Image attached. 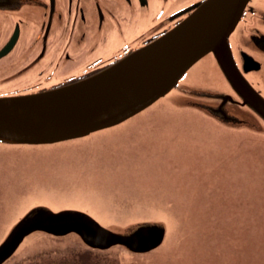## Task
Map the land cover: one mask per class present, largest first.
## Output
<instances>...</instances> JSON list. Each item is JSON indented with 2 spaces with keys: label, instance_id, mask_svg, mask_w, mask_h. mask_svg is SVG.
Masks as SVG:
<instances>
[{
  "label": "rangeland",
  "instance_id": "obj_1",
  "mask_svg": "<svg viewBox=\"0 0 264 264\" xmlns=\"http://www.w3.org/2000/svg\"><path fill=\"white\" fill-rule=\"evenodd\" d=\"M253 78L264 93V72ZM182 82L226 89L212 56ZM185 101L175 90L78 141L0 144V243L19 218L46 205L85 211L117 230L163 221L162 247L97 251L76 235L35 233L5 264H264V134L221 125Z\"/></svg>",
  "mask_w": 264,
  "mask_h": 264
},
{
  "label": "water",
  "instance_id": "obj_2",
  "mask_svg": "<svg viewBox=\"0 0 264 264\" xmlns=\"http://www.w3.org/2000/svg\"><path fill=\"white\" fill-rule=\"evenodd\" d=\"M255 2L264 5V0L197 2L177 14L190 12L166 34L91 76L40 93L0 97V144L38 147L91 137L129 121L175 90L186 98L183 107L232 129L264 134V95L246 76L252 71L263 73L264 60L243 53L240 68L230 45L244 13ZM261 7L259 13L264 12ZM252 30L262 31L255 40L264 53V29ZM211 56L226 89L180 83L196 64ZM35 233L54 238L76 235L92 250L120 246L142 255L164 245L167 225L142 221L117 230L85 211H55L39 205L19 218L1 241L0 264L15 256Z\"/></svg>",
  "mask_w": 264,
  "mask_h": 264
},
{
  "label": "flooded vegetation",
  "instance_id": "obj_3",
  "mask_svg": "<svg viewBox=\"0 0 264 264\" xmlns=\"http://www.w3.org/2000/svg\"><path fill=\"white\" fill-rule=\"evenodd\" d=\"M182 1L0 0V97L40 93L97 73L166 34L190 14L178 13L202 0L178 7ZM261 6H250L230 38L240 68L243 53L264 60L255 40L263 33L252 30L264 29ZM258 72L246 73L256 87Z\"/></svg>",
  "mask_w": 264,
  "mask_h": 264
},
{
  "label": "bare ground",
  "instance_id": "obj_4",
  "mask_svg": "<svg viewBox=\"0 0 264 264\" xmlns=\"http://www.w3.org/2000/svg\"><path fill=\"white\" fill-rule=\"evenodd\" d=\"M211 74V73H210ZM224 85V84H223Z\"/></svg>",
  "mask_w": 264,
  "mask_h": 264
}]
</instances>
